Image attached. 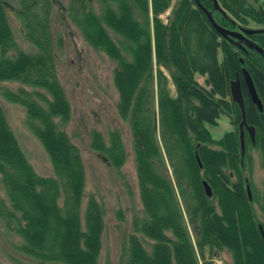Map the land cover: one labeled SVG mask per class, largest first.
Returning <instances> with one entry per match:
<instances>
[{"label": "trees", "instance_id": "obj_1", "mask_svg": "<svg viewBox=\"0 0 264 264\" xmlns=\"http://www.w3.org/2000/svg\"><path fill=\"white\" fill-rule=\"evenodd\" d=\"M17 2L35 51L17 49L7 3L0 0V81L29 87L4 89L3 96L24 107L25 124L48 154L53 175L35 171L0 104V221L21 237L19 250L37 264H98L103 209L94 196L81 209L86 173L78 146L62 127L72 110L57 76L62 40L52 31L53 0ZM100 2V13L89 0H70L66 12L84 39L116 62V108L129 125L144 212L125 239L121 264H214L213 252L224 250L228 264H264V221L245 187L241 112L230 96L238 75L246 121L264 142V29H238L239 23H264V13L250 0ZM108 28L122 39L115 41ZM243 68L262 111L250 99ZM222 114L235 128L216 139L207 125ZM90 146L117 170L126 160L117 128L106 139L92 130Z\"/></svg>", "mask_w": 264, "mask_h": 264}, {"label": "rangeland", "instance_id": "obj_2", "mask_svg": "<svg viewBox=\"0 0 264 264\" xmlns=\"http://www.w3.org/2000/svg\"><path fill=\"white\" fill-rule=\"evenodd\" d=\"M7 16L17 49L34 52L35 47L25 38L22 24L16 14L17 0H5ZM70 0H53L51 25L55 38L60 37L62 45L56 47V70L71 106V118L63 129L78 146L85 167V194L81 209L85 208L89 196H94L102 205L104 230L98 264H121L126 237L135 232L133 221L144 216L137 183L136 168L132 150V137L128 122L117 112L118 93L113 83L115 60L102 50L92 47L82 36L80 29L66 12ZM264 11V0H257ZM96 13L102 10L100 0H89ZM170 10L163 13L166 18ZM253 25V23H250ZM110 36L119 41L120 35L108 28ZM13 54V52H11ZM129 57L128 54H126ZM204 83V77L197 75ZM22 85L17 81H0V104L26 158L35 171L43 176H52L53 168L48 154L41 143L25 124V109L3 96L4 89L16 90ZM213 138L235 126L227 115H220L217 124L207 125ZM119 129L126 149V160L119 170L110 165L103 156L91 148L92 130L100 131L105 139L109 130ZM258 138V140H257ZM246 137L243 176L249 185L257 217L264 221V147L259 143L257 130L254 142ZM232 178H234L232 176ZM245 186V187H246ZM140 235V233H138ZM19 235L8 231L0 221V264H37L29 255L19 250L22 243ZM149 248L148 242H144ZM214 264H228L227 251H214ZM220 264V263H219Z\"/></svg>", "mask_w": 264, "mask_h": 264}, {"label": "water", "instance_id": "obj_3", "mask_svg": "<svg viewBox=\"0 0 264 264\" xmlns=\"http://www.w3.org/2000/svg\"><path fill=\"white\" fill-rule=\"evenodd\" d=\"M196 1L198 2V0H196ZM209 17H210V15H209ZM210 20L213 21L211 19V17H210ZM242 75H243V78H244L246 85L248 87L251 100L257 105L259 110H261L262 109V102H261V99L255 90V87H254V84H253V81L251 79L250 74L248 73V71L246 69L243 68L242 69ZM230 96H231L232 100L234 102H236L237 105L239 106L241 116H242V121L238 124V127H239L240 150H241V154L243 155L245 152V136H244L243 125L245 126L246 130L248 131V134H249L252 141H254L255 128L253 125H248L245 121L244 98H243V94H242V90H241L240 78L238 75H236V78L231 80V82H230ZM197 158H198V156H197ZM203 186H204V190H205L206 194L208 196H210L212 194V189L206 180H203ZM246 190H247L249 198H251L250 188H249L248 184L246 186Z\"/></svg>", "mask_w": 264, "mask_h": 264}, {"label": "flooded vegetation", "instance_id": "obj_4", "mask_svg": "<svg viewBox=\"0 0 264 264\" xmlns=\"http://www.w3.org/2000/svg\"><path fill=\"white\" fill-rule=\"evenodd\" d=\"M251 2H253L257 7H259L261 10H262V6L257 2V0H250ZM262 12L264 13V11L262 10ZM247 27H249V28H251V29H264V23H253V25H250V23H248V24H242V23H239V26H238V29L239 30H243V28H247ZM242 39L243 40H245V41H247L246 39V36H243L242 37ZM252 79V78H251ZM242 80H243V83H244V85H245V87H246V89L248 90V87H247V85H246V82H245V80H244V78H243V75H242ZM253 81V80H252ZM240 83H241V81H240ZM254 84V83H253ZM254 87H255V85H254ZM255 90H256V88H255ZM256 92H257V94H258V96L260 97V95H259V93H258V91L256 90ZM248 94H249V96H250V93H249V90H248ZM250 99H251V97H250ZM260 99H261V102H262V109L261 110H259V108L257 107V105L252 101V103H254V105L256 106V108L259 110V111H262L263 110V101H262V98L260 97ZM244 109H245V104H244ZM241 121H242V116H241ZM240 121V122H241ZM245 121H246V117H245ZM246 123L248 124V125H252V124H249L247 121H246ZM254 126V125H253ZM254 128H255V126H254ZM243 130H244V136H245V138L246 137H248V138H250V136H249V134H248V131L246 130V128H245V126L243 125ZM255 133H256V128H255V131H254V140H255ZM250 140H251V138H250ZM254 142V141H253ZM246 143V142H245ZM259 143L261 144V146L262 147H264V142L263 141H261L260 140V138H259Z\"/></svg>", "mask_w": 264, "mask_h": 264}, {"label": "built area", "instance_id": "obj_5", "mask_svg": "<svg viewBox=\"0 0 264 264\" xmlns=\"http://www.w3.org/2000/svg\"><path fill=\"white\" fill-rule=\"evenodd\" d=\"M219 263L221 264V261H219ZM219 263H218V264H219Z\"/></svg>", "mask_w": 264, "mask_h": 264}]
</instances>
